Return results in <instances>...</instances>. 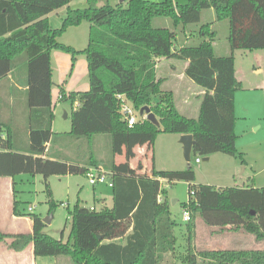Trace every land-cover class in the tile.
Returning <instances> with one entry per match:
<instances>
[{"label":"trees","instance_id":"16d2710c","mask_svg":"<svg viewBox=\"0 0 264 264\" xmlns=\"http://www.w3.org/2000/svg\"><path fill=\"white\" fill-rule=\"evenodd\" d=\"M73 0H0V80L8 82L24 73L28 108V136L24 147L16 152L12 129L0 124V176L14 177L25 172L40 174L45 186L49 211L57 204L52 198L48 178L51 175L86 174L89 167L107 170L111 183L112 206L95 209L76 202L70 211L67 240L46 234L41 217L19 210L13 201V213L27 215L30 233L0 232V243L22 251L32 247L33 256H66L74 264H165L175 251L172 216L166 189L178 181L187 184L188 199L181 204L190 245L182 261L186 264H264L263 249H209L195 251L191 245L196 220L218 232L229 227L242 229L264 242V186L215 188L194 183L192 166L184 170H156L150 173L131 168L135 148L150 151L157 135L191 134V156L209 157L213 153L239 156L235 142L236 117L234 94L241 88L234 76L233 51L264 50V0H126L112 5L108 0H86L84 8H70ZM67 6L57 28L50 25L47 14ZM203 10H212L215 21L227 22L228 55L215 52V30L211 22L200 23ZM156 17L171 20L172 27H154ZM89 23L88 42L84 49L58 41L70 26ZM194 24L200 38L196 43L174 46L177 29ZM60 50L85 55L88 89L59 92V100H68L70 129L54 133L51 101L53 85L51 51ZM186 62L184 75L204 90L196 118L181 114L170 90L162 88L157 77L159 59ZM17 74V75H16ZM9 76V77H8ZM138 111L147 105L159 126L140 119L129 126L120 112V98ZM76 104V106H74ZM5 131V135H4ZM110 136V159L104 164L92 150L81 165L61 155H47L53 143L71 138H85L89 148L96 135ZM46 155L48 158L42 157ZM123 155L124 161L115 162ZM52 157L53 159L49 158ZM181 215V216H182ZM10 241H6V240Z\"/></svg>","mask_w":264,"mask_h":264},{"label":"rangeland","instance_id":"374dc122","mask_svg":"<svg viewBox=\"0 0 264 264\" xmlns=\"http://www.w3.org/2000/svg\"><path fill=\"white\" fill-rule=\"evenodd\" d=\"M178 4H185L182 0H175ZM118 3L126 6V0H117ZM87 6L86 0H73L69 7L84 8ZM56 14L59 16H53L51 19V26L57 28L61 24V19L65 16L66 10L64 8L56 10ZM213 12V11H212ZM211 10H203L201 13V21H213L214 15ZM211 16V17H210ZM88 22L83 21L79 26H70L63 32L58 38V41L72 45L75 50L80 51L84 49L88 42ZM154 27H172L171 20L166 17H156L152 21ZM197 24H190L186 27H180L176 32V39L174 46L180 47L182 44L196 43L199 35L197 32ZM215 30V37L213 44L215 46V52L218 55H228L230 50L227 43V22L225 20L217 21L213 26ZM52 69L53 80L58 85L52 86V97L56 101L57 95L60 90L65 93L69 91L80 92L88 89V74H87V62L84 54L77 53L75 59H71V54L60 50H52ZM234 57V63L236 68V78L244 77L243 80L250 82H257L264 78V50L256 51H244L235 50L232 52ZM54 54H56L54 56ZM259 54V58L254 56ZM263 55V56H262ZM170 63L174 64L176 70H181L183 61L179 59H168ZM258 63L263 67V73L255 75L252 72L255 63ZM248 64V67L245 65ZM253 65V66H252ZM256 80V81H255ZM182 81H177V78H169V80L162 86L164 90L172 89L175 92L176 105L183 115L191 118H196L198 114V90L200 87L192 82L188 77H184ZM239 82V81H238ZM244 85V84H243ZM183 88V89H181ZM241 89V88H240ZM238 89V90H240ZM186 90V91H185ZM237 90V91H238ZM243 92V91H241ZM241 95V94H240ZM243 95V93H242ZM241 95V96H242ZM14 97V96H13ZM12 97V98H13ZM254 98L256 100V109L254 118L251 120L248 137L239 136L237 147L242 149L247 156L241 154L242 159H245L248 163H252L255 167H258L264 162V91L258 88V91L254 92ZM242 101V100H241ZM57 106L55 108L56 123L54 132L61 131L62 126H67L70 123V111L71 104L68 100L56 101ZM16 104L10 103L8 97L6 100L0 103V122L11 124L15 117L20 116V113L15 111ZM18 113V114H17ZM251 114V113H250ZM135 119L138 121L142 118L139 111H133ZM252 121L254 122L252 125ZM260 125V128H259ZM4 131V135H5ZM245 136V135H244ZM243 137V138H242ZM254 138L256 146L252 147L247 145V140ZM179 137L174 133H159L152 145L150 151H145V146L137 147L136 154L130 159L132 164L141 166V171L149 174L150 169L164 170H184L187 168V162L184 159L182 153V145L179 142ZM260 144V150L257 149V144ZM55 143H53L54 145ZM62 145V144H58ZM64 146V150L60 153L61 157L65 158V154L72 152L75 155V159H78L82 164L84 160L90 155V149L92 150L96 159L103 161L105 164L110 159V136L109 135H96L93 137L91 148H89V142L85 138L74 139L71 138ZM200 162L195 163L194 158L191 156L189 163L192 166L195 175V182L197 184H209V183H221L228 187H248L252 185L251 179L252 171L249 166L245 168V164L242 163L239 156L231 157L223 153H214L211 156V161L202 160L203 156H199ZM116 160L124 161L123 156H116ZM143 163L144 167L141 165ZM155 164V165H154ZM237 164V166H236ZM255 170L253 173L257 172ZM257 183H261L264 179V173L256 177ZM260 181V182H259ZM162 188L166 189V197L169 201L170 210L172 216L176 220V225L173 228L175 235V251L169 255L165 264H186L182 261V258L186 254V251L190 245L186 223L182 221V208L181 204L188 199L187 184L178 181L172 185H169L167 181H163ZM9 182L7 180H0V219L2 226L6 227L4 231H15L11 228L8 221L5 218H9L8 210L10 211L11 198L9 192ZM49 188L52 192V198L56 202V206L49 211V204L47 203V196L45 192V186L42 176L40 174L31 175L25 172H21L15 175V189L16 199L19 201V210L23 212L29 211L38 215L41 219L51 216L48 223H45L43 231L55 239L60 237L63 240H67L70 231V211L76 202H79L84 207H95L100 209L102 207L110 206L111 189L108 185L96 183L92 185L89 183L86 174H67V175H51L48 178ZM106 197V205L100 203L101 199ZM10 198V199H9ZM175 199L176 202L172 203L171 200ZM10 211V215H11ZM23 218L28 217L23 215ZM3 220V221H2ZM27 224L24 220L21 221V227H18L21 231H25ZM8 229V230H6ZM214 228H209L203 225L201 220H196V227L194 237L192 238L191 245L195 251L209 250L212 248H220L221 242L217 236L213 237L211 231ZM219 240V241H218ZM7 242L10 240H6ZM249 246L257 248L259 245L252 246L248 242ZM4 244V242H2ZM54 257H39L38 264H54ZM65 259V264H74L68 257L61 256Z\"/></svg>","mask_w":264,"mask_h":264},{"label":"crops","instance_id":"0c3cea01","mask_svg":"<svg viewBox=\"0 0 264 264\" xmlns=\"http://www.w3.org/2000/svg\"><path fill=\"white\" fill-rule=\"evenodd\" d=\"M106 1L107 0H97L96 5L102 6V5H104V3ZM108 1L112 5H115L118 3L117 0H108ZM150 1H162V0H150ZM182 1L184 2L185 0H182ZM173 2L178 3L175 0H173ZM70 3L68 4V7H69ZM61 8H64L66 10L67 6H64ZM61 8H59V9H61ZM59 9H57V11ZM211 12H212V10H211ZM56 13H59V12H56V10H55V11H52L49 14H47L50 25H51V19L53 18V16L54 17L57 15L59 16V14H56ZM212 14H213V12H212ZM206 22H209V21H206ZM206 22H202V23H206ZM210 22H211V26L213 27L217 21H215V18H214V20L210 21ZM79 25H77V26H79ZM87 30L89 31V24H88ZM72 45H69V46L72 47ZM214 48H215V46H214ZM253 51H256V50H253ZM52 55H53V52L51 51V58H52ZM55 55L56 54H54V56ZM254 57L256 59L259 58L260 60H263V59H261V56H259V54H256ZM185 67H186L185 61H183L182 68L179 71V70H176V67L174 66V64L170 63L168 59H164V58L159 59L156 63V73H157V77H159L163 80L162 86L169 80V78H172V76L174 78H177L178 82L179 81L184 82L183 79L185 77V75H184V68ZM245 67H248V64L245 65ZM252 72H254L255 75H260L263 73V67L260 66L256 62L253 66ZM234 74L236 76L235 63H234ZM51 75H52L53 84L58 85V83L53 80L52 60H51ZM243 79H244V77L236 78V80L239 81V83L241 85V89L235 92L234 100H233L234 101V114L236 117L235 133L237 135L235 146H236L237 151L242 153V156L243 155L247 156L246 153L244 152L243 147H241L242 149H239L237 147V142H238L239 136L243 135V137H248V135H249L248 134L249 133L248 127L250 125L251 120H253V118H254L253 112H255L256 105H257L256 100L254 98V92L258 91V88H261V90L264 91V78H262L261 80H258L257 82H250L247 80L245 81ZM23 81H24L23 71H21L20 75L16 76L15 79L14 78L12 79L9 77L8 82L6 81V79L0 80V103L2 101L6 100V98L8 97V101L10 103L13 102V104H16L15 111L20 113V116H18V117L16 116L14 121L11 124H9V122L7 124L4 123L3 121L0 122V124L3 123V124H5L6 127H9L10 129H12V132L15 134V136H16L15 142H16V145L18 146L16 152H18V153H24L23 151H20L19 147H22V146L24 147V145H26L27 136H28V124H27L28 108L26 106V96H25L27 87L23 84ZM181 89H183V88H181ZM167 90H170L175 97V92L172 89H167ZM241 91H243V92H241ZM203 93H204V90L200 88V90H198V96H197L198 107H199L200 99H201ZM242 93H243V95H242ZM51 101L53 104V113H54V118L52 121V127L51 128H52V131L54 132V130H55L54 127H55V123H56V117H55V108L57 106L56 101H62V100H59V93L57 95V100L55 101L53 99L52 88H51ZM176 103H177V101L175 100V104ZM176 107H177V105H176ZM177 109H178V107H177ZM178 111L181 112L179 109H178ZM253 121H252V125H254ZM259 128H260V125H259ZM69 129H70V123H68L67 126H62L61 131H58L57 133H65V132H68ZM177 135L179 137L181 134L180 135L177 134ZM68 141L69 140H67V141L65 140L64 142L56 143V144L52 145L50 148H49V144H47V155H60V153L64 150V146H66L65 144ZM255 142L256 141H254V138L249 139V140H247V143H248L247 145L252 146ZM58 144H62V145H58ZM254 146H256V145L254 144L252 147H254ZM260 147L261 146L258 143L257 149L260 150ZM136 149L137 148H135V150H134L135 154H136ZM145 151H146V148H145ZM146 152H148V151H146ZM213 154H211L208 157L209 158L208 160L211 161V156ZM120 156H123V155H120ZM42 157L48 158L46 155H43ZM49 158L53 159L52 157H49ZM65 158L67 160H69L70 162L72 161V162L83 165L81 162L78 161V159H75L76 157L74 154H72V152L66 153ZM190 160H191V156H190ZM84 162H85V160L83 161V163ZM115 162L118 163V162H122V161L116 160V157H115ZM129 163H130L131 168H138L139 170L141 169V166H138L137 164H132L130 161H129ZM243 163L245 164V168L249 166L250 170L252 171V176L249 177V179H251V181L253 183L251 186H248V187H256V188L263 187L264 186V179H262L261 183H257L258 180L256 179V177H258V175H261L264 173V162L262 164H260L258 167H255V165H253L252 163H248L245 159H243V162L239 163V164H243ZM141 165L144 167L143 163H141ZM236 166H237V164H236ZM99 167H101V166H99ZM89 168H92V167H89ZM144 168L146 169V167H144ZM146 170L148 171V169H146ZM156 170H164V169H156ZM255 170H258V171L253 173ZM1 179L7 180V182H9L8 187H9V192H10V198L12 201V202H10V205H8L11 208L10 211L12 213L10 215V211L8 210L7 215L9 216V218L8 219L5 218V221H8V223H9L8 226L13 228L15 231H12V232L11 231H4L6 227L2 226L1 219H0V232H3V233H30L32 230L30 218L29 217L23 218L22 216L15 215L13 213V201H14V199H16V189L14 186L15 176L14 177L0 176V180ZM163 181L164 180H161V182H163ZM194 183H196V182L194 181ZM104 185H106V184H104ZM208 185H212L215 188L228 187V186H225L221 183H209ZM161 186H163L162 183H161ZM242 187H245V186H242ZM110 189H111V187H110ZM100 199H101L100 203L102 205L107 206L106 201H105L106 197L104 198V200H103V198H100ZM110 199H111L110 206H107V207L112 206V192L110 193ZM93 208H95V207H93ZM22 220H24L25 223L27 224V226H25L26 227L25 231H23V230L21 231L20 229H18V227H21V221ZM197 220H199V219H197ZM6 230H8V229H6ZM211 234L213 237L219 236L218 239L221 242V247L219 249H263L264 248V242L263 241H256L254 239L253 235L246 233L242 229L235 231V230L227 227V228L223 229L222 231L218 232L214 228V230L211 231ZM248 242H250L252 246L254 245V243H256V245H259V247H257V248L251 247V246L247 245V244H249ZM212 249H218V248H212ZM38 259H39V257L35 258L33 256L31 245L26 247L22 251H14L12 249H9L6 246V244L0 243V264H38ZM53 259H54L53 260L54 264H65V259H63L61 257H54Z\"/></svg>","mask_w":264,"mask_h":264},{"label":"built area","instance_id":"2783aa9c","mask_svg":"<svg viewBox=\"0 0 264 264\" xmlns=\"http://www.w3.org/2000/svg\"><path fill=\"white\" fill-rule=\"evenodd\" d=\"M120 98V112L124 116V119L126 120L127 124L129 126L135 124L137 120L135 119L133 115V108L131 105H129L122 96H118ZM76 106V104H75ZM141 119H145V114L142 115ZM195 163L200 162V158L196 157L194 158ZM107 174L109 172L107 170H104L101 167H92L88 169V172L86 173V176L88 178V181L90 184L95 185L96 183L106 184L109 187H111V183L107 180ZM29 211L31 208L28 209ZM189 219V213L187 211L183 212L182 220L187 221Z\"/></svg>","mask_w":264,"mask_h":264},{"label":"water","instance_id":"95a60500","mask_svg":"<svg viewBox=\"0 0 264 264\" xmlns=\"http://www.w3.org/2000/svg\"><path fill=\"white\" fill-rule=\"evenodd\" d=\"M122 1V0H120ZM139 113L140 115L145 114V119H147L148 121H150L151 123H153L156 126H159V122L156 119V117L154 116V114L152 112H150V109L147 105H144L142 107L139 108ZM179 142L182 145V153L184 156V159L187 162V167H189L190 163V156H191V151H192V146L194 145V140L191 134H181L179 136ZM209 158L208 157H203L202 160L207 161ZM176 200L172 199L171 202L174 203ZM51 216L43 218L42 221L44 223H48L50 220Z\"/></svg>","mask_w":264,"mask_h":264}]
</instances>
